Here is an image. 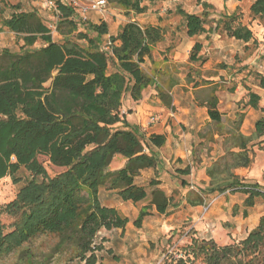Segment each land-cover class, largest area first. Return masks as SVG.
<instances>
[{"label":"trees","instance_id":"16d2710c","mask_svg":"<svg viewBox=\"0 0 264 264\" xmlns=\"http://www.w3.org/2000/svg\"><path fill=\"white\" fill-rule=\"evenodd\" d=\"M106 1L124 10L127 16L147 10L144 0ZM56 4V32L62 42L53 40L36 11H24L20 4H4L0 10V31L7 30L22 41L18 52L0 53V180L14 177L21 169L32 175L5 208L13 222L7 233L0 226V257L40 236H52L57 240L53 253L66 252L70 260L96 264L94 251L103 249L93 245L99 231L124 229L128 223L117 210L100 204L99 190L116 191L122 201L133 204L148 199L145 186L137 184L136 178L141 171L155 168L156 162L145 152L137 128L130 126L121 112L127 95L138 102L149 87H154L162 104L171 108V97L142 68L165 33L160 26L128 21L119 27L116 36L106 40L104 46L109 43L108 48L101 49L99 39L107 34L106 24H90L89 29L95 33L90 37L88 32H78L75 17L80 14L76 10L64 0H57ZM7 9L9 15L5 17L3 12ZM251 11L264 17V0H256ZM175 14L183 20L187 37L206 32V12L196 15L176 8ZM234 17L231 14L218 22L230 37L249 42L252 34L248 28L231 27ZM37 43L39 47H35ZM200 51L201 44H194L189 61L200 60ZM258 86L264 90L263 76H259ZM259 100L258 95L250 93L248 105L256 110ZM217 104L216 96L210 95L207 113L215 124L221 121ZM232 136L239 140L234 143L238 151L231 153L229 163L217 161L207 169L209 185L190 205H202L205 195L228 192L245 195L244 206L250 208L256 198L264 196L258 184H246L234 174L236 169L251 165L247 147L264 136V116L255 122L250 137ZM148 141L155 147L165 143L162 135H151ZM39 157L63 171L49 178ZM115 157L123 158L124 164L111 170ZM158 185L156 180L148 182L149 202L140 209L134 227L141 228L152 208L159 215L167 214L171 199ZM22 257L32 263L27 249ZM166 261L264 264V216L237 244L219 247L212 240L193 238L183 255L166 256Z\"/></svg>","mask_w":264,"mask_h":264},{"label":"rangeland","instance_id":"374dc122","mask_svg":"<svg viewBox=\"0 0 264 264\" xmlns=\"http://www.w3.org/2000/svg\"><path fill=\"white\" fill-rule=\"evenodd\" d=\"M256 0H144L143 5L147 7L142 16L132 13L127 16L125 11L107 4L104 14L88 13L87 21L80 20L76 14L78 32L84 33L89 29L90 24H106L108 31L116 29L118 23L128 21L136 22L145 26L150 22L159 23L163 28L165 38L163 39L159 53L160 57L171 61L170 65L156 71L157 67L151 58L144 61L143 70L149 72L157 84L166 88L169 85H177L191 88L195 83L205 86L206 83L214 84V92L217 96V110L221 114V121L225 132L231 130L243 131L249 134L253 131L255 121L264 116V90L258 86L259 76H264V17L256 15L251 11V6ZM20 4L24 11H36L43 23L49 28L54 41L62 42L61 36L56 32L58 21L57 11L45 6L43 0H0V10L3 5ZM206 5V6H204ZM176 8H181L187 13L200 15L206 12L208 18L205 23V30L211 34L206 37L202 34L192 39H187L184 22L181 17L175 14ZM3 16L9 15V10L3 12ZM0 14L1 11H0ZM234 14V19L230 22L232 28L246 27L251 31L252 39L244 46V42L238 41L229 36L223 28L221 20L225 16ZM218 27L216 28V26ZM77 33L73 34L75 38ZM93 37L94 32H89ZM215 38V39H214ZM220 43L221 47L215 48L213 41ZM175 43H171V41ZM201 44V51L198 56L200 60L190 62V51L194 44ZM207 42H210L207 45ZM81 45L85 42L79 41ZM22 46V41L7 30L0 31V53L3 50L18 52ZM37 43L35 47H39ZM177 46H181L176 59L171 58L175 53H171ZM191 81V82H190ZM189 82V83H188ZM254 92L260 97L257 109L254 110L248 105L249 93ZM124 112L128 106L123 102ZM123 114V112H121ZM135 121V123H132ZM138 120L128 119L130 126L137 125ZM148 127V126H147ZM264 136L255 141L250 150L252 163L247 169L239 170L236 173L246 184L258 183L264 191V143H257L263 140ZM261 144H263L261 147ZM263 148V150H261ZM49 178L63 171L61 168L51 166L45 157H39ZM121 159L114 161L110 169L119 167ZM32 175L21 169L14 177L7 176L0 180V226L4 233L12 230V217L6 212V206L11 203L19 189L30 179ZM41 179V178H40ZM38 179V180H40ZM148 194V199L138 206L147 205L151 188L144 185ZM103 189V188H101ZM100 189V190H101ZM245 195L235 193L230 195L217 194V199H209L202 207V213L196 214L201 219L202 233L212 238V241L219 247L237 244L243 240L248 231L257 225L260 217L264 216V196L256 198L251 208L245 209L243 200ZM229 198L234 207L230 209L228 202L218 206L217 214L207 216L208 208L218 199ZM178 200L175 195L173 201ZM210 202V203H209ZM236 206V208H235ZM138 207V208H139ZM232 216V219L230 217ZM131 220L127 229L119 237L109 236L104 238L105 245H101V235H97L94 246H103L101 251H94L97 256L96 264H169L166 256L178 258L183 255L193 238L200 239L194 228V221L190 219L184 224H179L175 230L157 233L156 224L153 217L150 225L136 228ZM197 219V218H196ZM199 232V231H198ZM57 240L52 236H40L31 243L24 245L20 249L14 250L10 254L0 257V264H30L22 257L25 249L32 254L31 264H84L78 260H70L69 253H53Z\"/></svg>","mask_w":264,"mask_h":264},{"label":"crops","instance_id":"0c3cea01","mask_svg":"<svg viewBox=\"0 0 264 264\" xmlns=\"http://www.w3.org/2000/svg\"><path fill=\"white\" fill-rule=\"evenodd\" d=\"M144 14L145 12L137 15L142 16ZM123 24L124 23H118L116 29L112 31H108L109 29L106 28L107 34L101 36L99 39L101 49H105L104 43L106 40L111 36H116L119 27ZM146 25L159 26V23L150 22ZM87 32L89 33L92 31L88 29ZM203 34L205 35V39L206 37L211 36V34L207 31ZM186 38L189 40L193 37ZM210 41H213L215 48L221 47V44L216 42V40L210 39ZM161 43L162 42L153 46L151 54L148 57L151 58L156 65V71L161 70L163 67H166L171 63V61H167L166 59L160 57L159 53H161ZM171 43L174 44L175 41L173 40ZM209 43L210 42H207V45ZM247 43L244 42V46L247 45ZM180 47L181 46H177L171 51V53H175V55H172L171 58L176 59ZM147 74L150 75L149 72H147ZM194 84L196 83L194 82ZM194 84L191 88L181 86V89H186L185 91L180 90L177 85H174L173 87L172 85H169L166 88H162L163 91L166 92L172 99L171 108H167L162 104L154 87H149L143 91L142 99L138 102L132 101L127 95L124 102L128 106V109L125 112L122 110V112L125 116L126 122L128 119L138 120V124L134 126L141 135L145 152L152 156L156 162L155 168L141 171L140 175L136 178V183L139 185H148V182L151 180H156L159 182L157 188L162 190L166 196L171 199L170 207L166 215H159L155 209L152 208L150 215L144 218V223L150 225L149 219L156 217L157 219L153 220V223L155 222L156 224L155 230L157 233H161L164 231H173L180 223L184 224V222H188L192 219L194 221L193 225L195 231H197V236H199L200 240L210 241L212 238L202 233L203 225L201 223V219L197 217L196 214L200 215L202 213V207L209 199H217V193L203 196V203L199 206H192L189 202L197 201L196 196L200 194L201 190L205 189L209 185V178L206 173L207 169L217 161H222L223 164L229 163L231 153L238 151V148L235 147L234 143H239V140L237 136L232 135L240 134L243 137L248 138L254 132V126L253 131L249 134L244 133L242 130H231L225 132L226 135L222 136L221 132L224 130L222 121H220L219 124L212 122L209 118L206 107V102L210 95L213 94L216 96L214 88L212 87L214 84L206 83L205 86L199 85L198 83V85L195 86ZM153 115L158 116V121L147 127V120ZM132 123H135V121ZM151 135H162L165 139L164 145L162 147L152 146L148 141ZM262 137L263 136L260 138ZM254 142L255 141L251 142L247 147L249 153L250 150H252L251 147L254 145ZM257 143H264V139L258 141ZM262 145L263 144H261V147H263ZM261 150H263V148H261ZM118 159H121L120 166L113 168L112 170H116L124 164V159L121 157H115L112 163L114 161H118ZM243 169L247 168L236 169L234 174L238 176L236 172ZM184 171H187L188 173L183 174L182 172ZM175 195L178 196V200L173 201ZM244 197L246 198V196ZM98 199L102 206L117 210L122 217L128 220L124 229H112L109 231L101 229L99 231L98 235H101L100 240L103 241V243H101L103 246L105 245L104 241H107L110 235L112 237L121 236V233L127 229L131 217L134 218L132 221L133 224L140 209L145 206L141 205L139 207L138 204H133L130 201H122L117 196L116 191L108 190L107 188L99 190ZM230 201L231 200L229 198L218 199L217 202H214L208 208V211L206 212L207 216H211L212 219V216L217 214L218 206L223 205L225 202H228L230 209H232L234 204H231ZM244 208L247 209L245 206ZM230 219H232V216ZM144 223L143 225L141 224L142 227L146 225ZM257 225H255L254 228H256ZM250 231H248V233ZM104 238L107 240H104Z\"/></svg>","mask_w":264,"mask_h":264},{"label":"built area","instance_id":"2783aa9c","mask_svg":"<svg viewBox=\"0 0 264 264\" xmlns=\"http://www.w3.org/2000/svg\"><path fill=\"white\" fill-rule=\"evenodd\" d=\"M43 1L46 7L56 10L57 0H43ZM64 3L69 8H72L77 11L80 14L81 21L83 22L87 21L86 15L88 13L94 12L98 14H104L108 4L106 0H64ZM109 45L110 44L108 43L107 47L104 46L105 49H107ZM157 121H158V116L155 115L150 116L147 120V126L153 125Z\"/></svg>","mask_w":264,"mask_h":264}]
</instances>
